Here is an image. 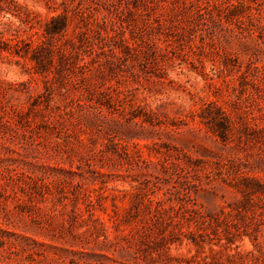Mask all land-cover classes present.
<instances>
[{
  "label": "rangeland",
  "instance_id": "1",
  "mask_svg": "<svg viewBox=\"0 0 264 264\" xmlns=\"http://www.w3.org/2000/svg\"><path fill=\"white\" fill-rule=\"evenodd\" d=\"M0 264H264V0H0Z\"/></svg>",
  "mask_w": 264,
  "mask_h": 264
},
{
  "label": "trees",
  "instance_id": "2",
  "mask_svg": "<svg viewBox=\"0 0 264 264\" xmlns=\"http://www.w3.org/2000/svg\"><path fill=\"white\" fill-rule=\"evenodd\" d=\"M64 26H65V24H64Z\"/></svg>",
  "mask_w": 264,
  "mask_h": 264
}]
</instances>
